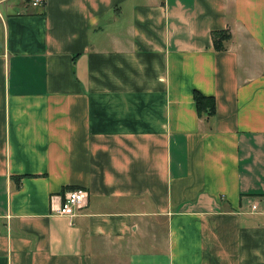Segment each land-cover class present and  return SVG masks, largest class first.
I'll return each instance as SVG.
<instances>
[{"label": "crops", "instance_id": "0c3cea01", "mask_svg": "<svg viewBox=\"0 0 264 264\" xmlns=\"http://www.w3.org/2000/svg\"><path fill=\"white\" fill-rule=\"evenodd\" d=\"M31 1L0 0V264H264V0Z\"/></svg>", "mask_w": 264, "mask_h": 264}, {"label": "trees", "instance_id": "16d2710c", "mask_svg": "<svg viewBox=\"0 0 264 264\" xmlns=\"http://www.w3.org/2000/svg\"><path fill=\"white\" fill-rule=\"evenodd\" d=\"M29 1V0H24ZM228 39V33L223 31L211 32L212 47L216 50L223 49V42ZM192 99L194 102L195 111L198 116L206 115V117L212 115L214 111V103L212 96H205L196 91L192 93Z\"/></svg>", "mask_w": 264, "mask_h": 264}, {"label": "built area", "instance_id": "2783aa9c", "mask_svg": "<svg viewBox=\"0 0 264 264\" xmlns=\"http://www.w3.org/2000/svg\"><path fill=\"white\" fill-rule=\"evenodd\" d=\"M41 0H32L31 4L35 5L40 3ZM86 192L83 189L75 188L68 190L64 193L63 200L58 208H56V213L64 216L71 217L74 212L73 209L81 205L85 199ZM254 205H251V209Z\"/></svg>", "mask_w": 264, "mask_h": 264}]
</instances>
